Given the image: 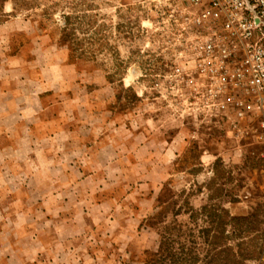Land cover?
<instances>
[{
    "label": "rangeland",
    "instance_id": "rangeland-1",
    "mask_svg": "<svg viewBox=\"0 0 264 264\" xmlns=\"http://www.w3.org/2000/svg\"><path fill=\"white\" fill-rule=\"evenodd\" d=\"M66 14H72L78 27L80 43L76 48L64 44ZM10 16L25 19L36 35L46 36L49 47L53 46L50 54H66L75 80L82 87L88 85L94 111L109 112L106 126L111 119L127 120L134 130L148 128V136L159 144L169 143L175 152L171 162H160L155 168L156 177H164L158 183L123 181L104 183L99 188L98 182L79 180L61 185L65 192L83 193L84 204L95 200L110 203L103 220L105 227L96 225L99 230L87 237L94 254H99L97 250L113 254L112 243L118 246L115 229L120 219L128 227L121 243H129L118 250L122 255L116 264H145L147 254L158 251L159 232L167 226L171 249L179 260L187 258L184 264H206L218 250L222 256L225 247L235 253L239 244L254 249L260 243L262 253L246 263L264 264V234L262 239L256 236L257 231L264 232V134L258 121L254 128L238 130L218 117L199 114L181 93L186 91L182 84L171 87L168 75L171 65L184 60L182 46L158 21L152 0H7L0 23ZM136 74L138 77H134ZM104 83L106 89H102ZM77 93L87 94L81 87H77ZM104 98L108 103H103ZM85 129L81 127L82 137L89 138ZM155 160L160 161L157 155H153L152 162ZM16 169L26 170L31 176L23 183L19 178L24 175H17V194H23L25 186L31 195L27 205H39V194L52 186L47 187L42 178L55 173V169L35 165ZM204 206H214L219 213V228L216 224L208 233L203 231L211 227ZM249 216V231H240L241 226L231 220ZM36 219L42 220L40 213ZM207 234L214 241L217 236L214 249ZM78 241L84 243L85 237ZM179 260L169 264H179Z\"/></svg>",
    "mask_w": 264,
    "mask_h": 264
},
{
    "label": "crops",
    "instance_id": "crops-1",
    "mask_svg": "<svg viewBox=\"0 0 264 264\" xmlns=\"http://www.w3.org/2000/svg\"><path fill=\"white\" fill-rule=\"evenodd\" d=\"M27 23L18 16L0 23V264H116L122 255L118 250L129 243H121L127 225L117 222L113 254H94L87 237L105 227L110 203L84 204L83 193L65 192L61 185L79 180L98 182L99 188L123 181L158 183L164 177H156L155 168L171 162L175 152L169 143L148 136V128L134 130L127 120L111 119L106 126L109 112L94 111L88 85L75 80L66 54H50L47 37L36 35ZM77 87L87 94L81 96ZM82 126L89 138L82 137ZM153 155L160 161L152 162ZM32 165L56 172L44 175L51 190L39 194V205L29 206V191L24 186L17 194L15 185L18 174L26 183L30 172L16 168ZM39 213L42 220L36 219Z\"/></svg>",
    "mask_w": 264,
    "mask_h": 264
},
{
    "label": "built area",
    "instance_id": "built-area-1",
    "mask_svg": "<svg viewBox=\"0 0 264 264\" xmlns=\"http://www.w3.org/2000/svg\"><path fill=\"white\" fill-rule=\"evenodd\" d=\"M152 2L182 46L184 60L168 75L171 87L182 84L199 114L238 130L258 121L264 134V0Z\"/></svg>",
    "mask_w": 264,
    "mask_h": 264
},
{
    "label": "trees",
    "instance_id": "trees-1",
    "mask_svg": "<svg viewBox=\"0 0 264 264\" xmlns=\"http://www.w3.org/2000/svg\"><path fill=\"white\" fill-rule=\"evenodd\" d=\"M7 0H0V12L3 11L5 3ZM65 23L62 28V34H63V40L64 44H67L71 48H76L77 45L80 43L79 36L77 35L78 27L75 25V22L73 21L72 14H66L64 15ZM163 190V188H162ZM161 190V191H162ZM216 208L213 206H204L203 207V213L207 216L209 223L211 227L205 228L203 231L205 233H208L211 229L214 228L217 224V227L219 228V213L215 212ZM231 220L236 221L238 226H241L239 228L240 231H249L248 226L252 222V216L249 217H232ZM161 236V241L159 244V249L157 252H149L147 254L148 256L145 259V264H169V262H176L179 259L176 256V253H174L171 249V232L169 230V226L165 227L162 232H159ZM264 232L257 231V238L262 239ZM207 237L209 238V234H207ZM217 236L214 238L208 239L209 244L214 245L216 244ZM207 240V242H208ZM230 247H225L221 253L222 256L219 257V250L216 252L208 261L206 264H247L246 261L248 259H253L256 256L260 255L263 250V245L260 243L258 244L254 249L252 248H244L242 244H239L238 251L235 253L230 251ZM212 251V250H210ZM182 260H179V264L188 263L187 258L182 257ZM219 259L221 261L219 262Z\"/></svg>",
    "mask_w": 264,
    "mask_h": 264
}]
</instances>
